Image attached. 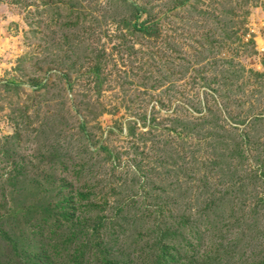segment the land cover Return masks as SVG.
I'll list each match as a JSON object with an SVG mask.
<instances>
[{
	"label": "rangeland",
	"instance_id": "374dc122",
	"mask_svg": "<svg viewBox=\"0 0 264 264\" xmlns=\"http://www.w3.org/2000/svg\"><path fill=\"white\" fill-rule=\"evenodd\" d=\"M0 264H264V0H0Z\"/></svg>",
	"mask_w": 264,
	"mask_h": 264
},
{
	"label": "trees",
	"instance_id": "16d2710c",
	"mask_svg": "<svg viewBox=\"0 0 264 264\" xmlns=\"http://www.w3.org/2000/svg\"><path fill=\"white\" fill-rule=\"evenodd\" d=\"M139 10H140V11H142V8H141V7H139Z\"/></svg>",
	"mask_w": 264,
	"mask_h": 264
}]
</instances>
